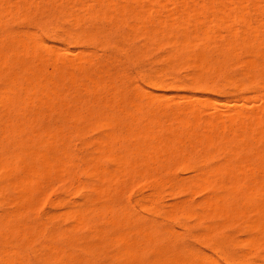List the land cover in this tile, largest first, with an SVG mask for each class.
<instances>
[{
  "label": "rangeland",
  "instance_id": "1",
  "mask_svg": "<svg viewBox=\"0 0 264 264\" xmlns=\"http://www.w3.org/2000/svg\"><path fill=\"white\" fill-rule=\"evenodd\" d=\"M97 1L0 0V260L12 259L13 264H172L176 259L185 264H208L209 259V264H264L263 218L259 224V217L264 214L259 215L255 208L264 205V10L260 11V7L264 9V0H240L243 4L238 1L239 6L237 0H158V3L157 0H151L152 3L150 0L138 3L137 0H107L110 9L103 4H107L106 0ZM208 3L212 10L205 7L206 11L203 8ZM182 4H187L188 10ZM192 6L194 13L197 9L200 23L194 20L195 14L192 17ZM143 9L153 11L151 14L148 11V16ZM136 10L139 14L142 11L141 18L145 17L142 22L147 20L144 24L139 22L140 17L137 19L140 15ZM240 13L244 19L250 18L247 20L250 22L242 21L248 24V30L245 23L232 19V14L238 17ZM188 19L190 24H184ZM180 23L188 27L185 30L182 27L184 32ZM232 25L230 34L234 32L235 37L228 34ZM252 27L258 34L254 37V33L250 34ZM203 31L211 38L216 36L205 43ZM244 31L251 36L250 41L246 38L248 34H243L249 40L247 43L248 40L241 39ZM256 35L259 41H254ZM184 39L188 46L192 45L189 49L193 48V53L187 50ZM225 41L235 47H229ZM180 43L186 48L180 47ZM195 52L203 57L200 66L203 60L197 57L195 60ZM44 68L47 72L51 70L49 76ZM197 68L203 69L199 72ZM38 73L44 74V83ZM192 113L197 123L193 122ZM236 113L244 114H239L242 122L237 121L243 129L236 124L240 117ZM229 115H235V123L229 122ZM251 116H256L258 125L248 121L252 120ZM184 118L190 120L191 123L186 122L190 129L185 123L186 127L180 125ZM210 123L216 127L211 125L210 129ZM161 145L166 146V151ZM153 147L159 152L154 153ZM41 151L58 159L63 154L67 160L63 156L64 160L48 157L57 159L55 164L63 160L67 165L57 164L63 167L61 172L56 167L57 173L49 166L52 170L48 169L47 174V166L42 162L45 172L39 167L40 177L37 176L35 183L28 177L31 170L28 175L25 170L28 171L29 165L31 169H39L36 167L40 160L34 166ZM129 154H133L130 159ZM152 156L154 162L148 159ZM93 167L99 170L97 176ZM113 172L116 175H111ZM20 179L33 181L25 184ZM24 194L32 199L27 202ZM209 203L217 209L219 203L222 208L213 209ZM205 204L209 208L206 205L205 209ZM214 210L220 211L219 215ZM259 226H262L260 231ZM55 250L61 257L57 258L58 253L54 255ZM4 261L0 264H6Z\"/></svg>",
  "mask_w": 264,
  "mask_h": 264
},
{
  "label": "bare ground",
  "instance_id": "2",
  "mask_svg": "<svg viewBox=\"0 0 264 264\" xmlns=\"http://www.w3.org/2000/svg\"><path fill=\"white\" fill-rule=\"evenodd\" d=\"M24 1H25V0H24ZM95 1H97V0H95ZM132 1H133V0H132ZM148 1H149V0H148ZM150 1H151V0H150ZM171 1H173V0H171ZM176 1H178V0H176ZM185 1H186V0H185ZM189 1H190V0H189ZM191 1H193V0H191ZM200 1H201V0H200ZM213 1H214V0H213ZM213 1H210V2H213ZM229 1H230V0H229ZM229 1H228V2H229ZM235 1H236V0H235ZM238 1L240 2V0H237V4H238ZM243 1H244V0H243ZM243 1H242V2H243ZM258 1H259V0H258ZM78 2H79V1H78ZM105 2H107V0H106ZM116 2H117V1H116ZM135 2H136V1H135ZM138 2H139V0H137V3H138ZM153 2H154V1H153ZM179 2H180V1H179ZM181 2H182V0H181ZM210 2H209V3H210ZM230 2H231V1H230ZM242 2H240V3H242ZM252 2H254V1H252ZM90 3H91V2H90ZM97 3H99V2L97 1ZM151 3H152V1H151ZM151 3H150V4H151ZM157 3H158V0H157ZM184 3H185V2H183V4H184ZM209 3H208V5H209ZM217 3H218V2H217ZM233 3H234V2H233ZM233 3H232V4H233ZM240 3L238 4V6L240 5ZM245 3H247V2L245 1ZM103 4H105L106 6L109 5L108 2H107V4H106V3H103ZM171 4H173V2H172ZM183 4H182V5H183ZM187 4H188V3H187ZM187 4H186V6H187ZM203 4H204V3H202V6H203ZM205 4H207V3H205ZM229 4H230V3H229ZM242 4H243V3H242ZM10 5H11V4H10ZM110 5H111V4H110ZM119 5H121V4H119ZM184 5H185V4H184ZM184 5H183V7L187 8V7L184 6ZM188 5H189V4H188ZM208 5L204 6L203 9H206L207 7H209V8L212 10V7H211L210 5H209V6H208ZM223 5H224V4H223ZM234 5H235V4H234ZM234 5H233V7H234ZM263 5H264V4H263ZM22 6H23V5H22ZM90 6H91V5H90ZM90 6H89V8H90ZM112 6H113V4H112ZM116 6H117V5H116ZM116 6H115V8H116ZM121 6H122V5H121ZM137 6H138V4H137ZM137 6H136V7H137ZM202 6H199L198 8H200V7H202ZM238 6L235 7V8H237L236 10H235V8H234V10H235L236 12H237V10H238ZM247 6H248V5H247ZM13 7H14V6H13ZM27 7H28V4H27ZM46 7H47V6H46ZM68 7H69V6H68ZM91 7H92V6H91ZM109 7H110V6H108V8H109ZM140 7H141V6H140ZM189 7H190V6H189ZM205 7H206V8H205ZM233 7H232V8H233ZM244 7H245V5H244ZM5 8H6V7H5ZM73 8H74V7H73ZM75 8H76V7H75ZM121 8H122V7H121ZM125 8H126V7H125ZM227 8H229V7H227ZM240 8H242V5H241ZM261 8H262V11H263V10H264L263 7H260V11H261ZM28 9H29V8H28ZM45 9H46V8H45ZM45 9H44V10H45ZM90 9H92V8H90ZM109 9H110V8H109ZM111 9H112V7H111ZM137 9H138V8H137ZM146 9H147V8H146ZM146 9H145L146 12H144V9H143L142 11H143L144 13L147 14V12H148L149 10H146ZM189 9H190V8H189ZM203 9H201V10H203ZM210 9H208V10H210ZM213 9H214V8H213ZM251 9H253V6H252ZM257 9H258V8H256L255 10H257ZM4 10H5V9H4ZM98 10H99V9H98ZM105 10H106V8H105ZM117 10H118V9H117ZM119 10H120V9H119ZM133 10H134V9H133ZM184 10H185V9H184ZM186 10H188V8H187ZM186 10H185V12H187ZM193 10H195V9H194V7L192 6V9H191L190 11H192L193 15H192V13H191L190 11H189V15H190V18H192V17H194V14H195L196 17H194V18H195L194 20L196 21V20H198V19H197V16H198V15H197V9H196L195 13L193 12ZM201 10H200V11H201ZM214 10H215V9H214ZM226 10H227V9H226ZM242 10L245 12L244 8H242ZM248 10H249V9H248ZM15 11H16V10H15ZM99 11H100V10H99ZM114 11H115V10H114ZM140 11H141V10H140ZM142 11L140 12L141 14H142ZM152 11H153V10L149 11V13L151 14ZM182 11H183V10H182ZM182 11H180V12H182ZM198 11H199V10H198ZM200 11H199L198 13H201V14H202V12H200ZM204 11H205V10H204ZM206 11H207V9H206ZM218 11H219V10H218ZM252 11H253V10H252ZM258 11H259V10H258ZM258 11H256V12L258 13ZM29 12H30V11H29ZM116 12H117V11H116ZM124 12H126V11L124 10ZM135 12H137L138 15H140V16H138V18H137V19H139V17H140L141 21L139 20V22L142 23V24H144L147 20L145 21V19H144V20H143L144 23H143V22H142V19H143L144 16L141 18V14H139L138 10H136ZM180 12H179V13H180ZM185 12H184V13H185ZM215 12H216V11H215ZM256 12H254V13L256 14ZM263 12H264V11H263ZM94 13H95V11H94ZM105 13H106V12H105ZM108 13H109V12H108ZM137 13H136V14H137ZM149 13L147 14L148 16L150 15ZM155 13H156V12H155ZM187 13H188V12H187ZM219 13H220V11H219ZM238 13H239V11H238ZM250 13H251V12H249V15H250ZM3 14H4V13H3ZM91 14H92V13H91ZM109 14H110V13H109ZM118 14H121L120 11H119ZM125 14H126V13H125ZM136 14H134V16H135ZM146 14H145V15H146ZM226 14H227V13H226ZM229 14H230V13H228V14L225 15V16H228ZM245 14H247V13H245ZM79 15H80V14H79ZM113 15H114V14H113ZM147 15H146V16H147ZM183 15H184V14H183ZM185 15L187 16V14H185ZM189 15H188V16H189ZM191 15H192V17H191ZM199 15H200V14H199ZM247 15H248V14H247ZM258 15H260V14H258ZM86 16H87V15H86ZM98 16H99V14H98ZM104 16H105V14H104ZM121 16H122V15H121ZM148 16H147V17H148ZM175 16H176V15H175ZM232 16H233L232 19L234 18V20H235V18H236V21H237V19H239V20L241 21V23H243L242 21L250 20V18H249V19H244V18H243V15H242L241 13H240V16H238V17H236V15L234 16L233 14H232ZM71 17L73 18V16H71ZM135 17H136V16H135ZM219 17H220V16H218V18H219ZM222 17H224V16H222ZM229 17H230V15H229ZM245 17H246V16H245ZM75 18H77V17H75ZM82 18H83V17H82ZM99 18H101V16H100ZM104 18H105V17H104ZM121 18H123V17H121ZM144 18H145V17H144ZM148 18H149V17H148ZM184 18H185V17H184ZM187 18H188V17H187ZM220 18H221V17H220ZM247 18H248V17H247ZM253 18H254V17H253ZM69 19H70V18H69ZM131 19H132V18H131ZM135 19H136V18H135ZM137 19H136V21H137ZM153 19H154V18H153ZM157 19L159 20V18H157ZM160 19H161V18H160ZM164 19H165V18H164ZM177 19H178V18H177ZM221 19H222V18H221ZM251 19H252V17H251ZM46 20H47V19H46ZM74 20H75V19H74ZM76 20H77V19H76ZM83 20H84V19H83ZM179 20H180V19H178V21H179ZM185 20H186V19H185ZM192 20H193V19H192ZM199 20H200V19H199ZM199 20H198V22H199ZM213 20H214V19H213ZM213 20H212V21H213ZM216 20H217V19H216ZM218 20H220V19H218ZM105 21H106V20H105ZM159 21H160V20H159ZM166 21H167V20H166ZM182 21L185 22L183 19H182ZM190 21H191V20L188 19V20H187V23H184V24H188V22H189V24H190ZM203 21H204V20H203ZM221 21H222V20H221ZM223 21H224V20H223ZM223 21H222V22H223ZM74 22H75V21H74ZM76 22H77V21H76ZM154 22H155V21H154ZM163 22H164V21H163ZM180 22H181V20H180ZM234 22H235V21H234ZM237 22H239V21H237ZM237 22H236V23H237ZM247 22H250V21H247ZM71 23H72V22H71ZM78 23H79V21H78ZM156 23H158V22H156ZM193 23H196V22H193ZM199 23H200V22H199ZM232 23H233V22H232ZM236 23H233V24H236ZM244 23H245V22H244ZM244 23H243V24H244ZM258 23H259V22H258ZM196 24H197V23H196ZM202 24H203V23H202ZM202 24H200V25L203 26ZM208 24H209V23H208ZM211 24H212V23H211ZM223 24H224V23H223ZM229 24H230V22H229V23L227 22V25H229ZM245 24H246V23H245ZM259 24H260V27H262V26H261V23H259ZM140 25H141V24H140ZM145 25H146V24H145ZM193 25H194V24H192V26H193ZM200 25H199V26H200ZM224 25L226 26V24H224ZM129 26H130V25H129ZM180 26H181V29H182V30H183V28H184V30H185L186 28H188V27H186L187 25L185 26V25H183V23H182V25H181V23H180ZM190 26H191V25H190ZM190 26H189V27H190ZM247 26H248V24L245 25V28H247ZM250 26H252V25H250ZM263 26H264V25H263ZM158 27H159V25H158ZM167 27H168V26H167ZM182 27H183V28H182ZM197 27H198V25H197ZM203 27H204V26H203ZM203 27H202V28H203ZM219 27H220V26H219ZM231 27H232V28H228V31H229L228 34H229V35H231V34L233 35V34H234V32H231V34H230L231 29H234V25H232ZM258 27H259V25H257V29H258ZM164 28H165V27H164ZM209 28H210V27H209ZM209 28H208V29H209ZM254 28H255V26H254ZM81 29H82V28H81ZM196 29H197V28H196ZM196 29H195V30H196ZM200 29H201V28H200ZM252 29H253V27H252ZM255 29H256V28H255ZM132 30H133V29H132ZM138 30H139V29H138ZM155 30H156V29H155ZM161 30H162V27H161ZM164 30H165V29H164ZM167 30H168V29H167ZM184 30H183V32H184ZM197 30H198V29H197ZM206 30H207V29H206ZM212 30H213V28H212ZM243 30H245V29H243ZM243 30H242V32H243ZM246 30H248V28H247ZM165 31H166V30H165ZM250 31H251V30H249V32H250ZM254 31H255V30L253 29V32L251 31V33H250V34H253V33H254V34L252 35V37H254L255 33L257 32V30H256L255 32H254ZM132 32H133V31H132ZM198 32H199V30H198ZM212 32H214V30H213ZM249 32L246 31V33H245V31H244V33H242V37L240 36L241 34L239 35V36L241 37V39H243L244 42H245V40H248V39L250 40L251 36L248 34ZM199 33L201 34V32H199ZM203 33L206 34L204 31H203ZM203 33H202V35H203ZM217 33H218V32H217ZM236 33H237V32H236ZM69 34H70V33H69ZM160 34H161V33H160ZM173 34H174V33H173ZM194 34H196V33H194ZM212 34H214V33H212ZM220 34H221V33H220ZM243 34H244L245 36L248 34L246 38H248V37H250V38L245 39V38H244L245 36H244ZM256 34H257V33H256ZM157 35H158V34H157ZM176 35H177V34H176ZM221 35H222V34H221ZM221 35H220V37L217 36L216 38H217V39H218V37L221 38ZM257 35H258V34H257ZM257 35L255 36L254 41H255L256 39L259 38V37H257ZM130 36H131V35H130ZM145 36H146V35H145ZM150 36H151V35H150ZM158 36H159V35H158ZM162 36L164 37L165 35H162ZM174 36H175V34H174ZM214 36H216V34L213 35L212 38H214ZM233 36H234V35H233ZM243 36H244V37H243ZM71 37H72V36H71ZM71 37H70V38H71ZM122 37H123V36H122ZM171 37H172V36H171ZM185 37H186V36H185ZM185 37H184V38H185ZM196 37H197V35H196ZM202 37H204V35H203ZM205 37H206V38H204V42L206 43V41L210 40L211 35H208V36H207V34H206ZM234 37H235V36H234ZM234 37H233V38H234ZM37 38H38V37H37ZM70 38H69V39H70ZM124 38H125V36H124ZM193 38H195V37L193 36ZM212 38H211V39H212ZM1 39H2V38H1ZM85 39H86V38H85ZM156 39H157V38H156ZM163 39H164V38H163ZM182 39H183V38H182ZM185 39H186V38H185ZM185 39H184V41L186 42V46H188V45H187V41H186ZM191 39H192V38H191ZM202 39H203V38H202ZM202 39H201V41H202ZM205 39H206V40H205ZM207 39H208V40H207ZM234 39H236V38H234ZM252 39H253V38H252ZM30 40H31V39H30ZM62 40H63V39H62ZM123 40H124V39H123ZM178 40H179V39H178ZM212 40H213V39H212ZM226 40H227V39H226ZM249 40L246 41L245 43L249 42ZM124 41H125V40H124ZM166 41H168V39H167ZM180 41H181V40H180ZM194 41H195V40H194ZM194 41H193V42H194ZM228 41H229V40H228ZM233 41H234V40H233ZM236 41H237V39H236ZM238 41H239V40H238ZM238 41H237V42H238ZM243 41H242V42H243ZM250 41H251V40H250ZM252 41H253V40H252ZM256 41H259V40H256ZM121 42H122V41H121ZM168 42H169V41H168ZM168 42H167V44H168ZM185 42H184V43H185ZM204 42H203V43H204ZM210 42H211V41H210ZM171 43H173V42H171ZM178 43H179V42H178ZM189 43H190V40H189L188 44H189ZM197 43H198V41H197ZM201 43H202V42H201ZM225 43H226V41H225ZM225 43H224V44H225ZM228 43H229V42H227L226 44L229 46ZM240 43H241V41L238 42V44H240ZM7 44H8V43H7ZM39 44H40V42H39ZM41 44H42V43H41ZM199 44H200V43H199ZM211 44H213V46H214L215 43H213V41H212ZM251 44H252V43H251ZM178 45H179V44H178ZM180 45H181V43H180ZM200 45H201V44H200ZM207 45H208V44H207ZM21 46H22V45H21ZM21 46H20V47H21ZM189 46H192V45L189 44ZM189 46L187 47V48H188L187 50H190V49H191V48L189 49ZM201 46H202V45H201ZM204 46H205V45H204ZM204 46H202V47L205 48ZM218 46H219V45H218ZM224 46H225V45H224ZM231 46H232V47H235V46H233V45H230L229 47H231ZM239 46H240V45H239ZM257 46H259V45H257ZM22 47H23V46H22ZM180 47H182L183 49L186 48V47H185V44H184V47H183V45H181ZM193 47H194V46H193ZM211 47H212V46H211ZM226 47H227V46H226ZM229 47H227V48H229ZM241 47H242V46H241ZM254 47H256V45H254ZM182 48L179 49V51L182 50ZM197 48H198V47H197ZM199 48H200V47H199ZM221 48H222V47H221ZM214 49H215V48H214ZM229 49H232V48H229ZM192 50H194V49H193V48L191 49V53H193ZM199 50H200V49H199ZM224 50H225V48H224ZM234 50H235V49H234ZM183 51H184V50H183ZM211 51H212V50H211ZM215 51H216V50H215ZM230 51H231V50H230ZM246 51H247V49L245 50V52H246ZM250 51H251V50H250ZM250 51H249V54H250ZM1 52H2V51H1ZM197 52H198V51H197ZM199 52H200V51H199ZM199 52H198V53H199ZM203 52H204V51H203ZM239 52H240V51H239ZM12 53H13V52H12ZM188 53H190V52L188 51ZM215 53H216V52H215ZM221 53H222V52H221ZM232 53H236V52L234 51V52H232ZM254 53H255V52H254ZM258 53H259V52H258ZM33 54H34V53H33ZM195 54H196V56L194 55V59H195V60H196V57H197V60H199V59H200V60H203V59H202L203 57H204V59H205V55H203V53H202V54H201V52L199 53L200 55H203V57H201V58L198 56L199 54H197L196 52H195ZM226 54H227V53H226ZM249 54H248V55H249ZM10 55H11V54H10ZM27 55H28V54H27ZM210 55H211V54H210ZM215 55H216V54H215ZM232 55H233V54H232ZM236 55H237V53H236ZM246 55H247V54H246ZM255 55H258V54H255ZM186 56H187V55H186ZM190 56H193V55L191 54ZM190 56H187V58L189 57V59H190V58H191ZM258 56H259V55H258ZM233 57H235V55H234ZM259 57H260V56H259ZM43 58H44V57H43ZM222 58H223V57H222ZM236 58H237V57H236ZM78 59H79V58H78ZM194 59L192 58V60H194ZM261 59H262V58H261ZM205 60H206V59H205ZM209 61H210V59H209ZM215 61H216V59H215ZM223 61H225V60H223ZM253 61H254V60H253ZM200 62H201V64H199V66L202 65V63L204 62V60H203V61H200ZM200 62H199V63H200ZM207 62H208V61H207ZM213 62H214V61H213ZM216 62H217V61H216ZM230 62H231V61H230ZM235 62H236V61H235ZM249 62H251V61H249ZM42 63H43V62H42ZM194 63H195V62H194ZM196 63H197V62H196ZM251 63H253V62H251ZM205 64H206V63H205ZM194 65H195V67H197L196 64H194ZM217 65H219V64L217 63ZM235 65H236V64H235ZM247 65H248V64H247ZM249 65H250V64H249ZM1 66H2V64H1ZM207 66H208V64H207ZM236 66H237V65H236ZM192 67H193V66H192ZM201 67H202V66H201ZM203 67H204V66H203ZM208 67H209V66H208ZM216 67H217V66H216ZM249 67H250V66H249ZM36 68H37V67H36ZM199 68H200V67H199ZM250 68H251V67H250ZM45 69H46V68H44V70H45ZM51 69H52V68H51ZM202 69H203V68H202ZM202 69H200V70H202ZM205 69H206L205 71H209V70H207V68H205ZM48 70H49V72H47V71L45 70V72L47 73V75H48V74L50 73V71H51L50 69H48ZM197 70L200 72V70H199L198 68H197ZM249 70H250V69H249ZM37 71H39V70H37ZM25 72H26V71H25ZM41 72H42V71H41ZM45 72H44V73H45ZM205 73H208V72H205ZM38 74H39V73H38ZM38 74H37V75H38ZM40 74H41V73H40ZM40 74H39L38 76H40ZM69 74H70V73H69ZM196 74H197V73H196ZM202 74H203V73H202ZM202 74H200V75H202ZM9 75H10V74H9ZM43 75H44V74H43ZM43 75H42V76H43ZM57 75H58V74H57ZM13 76H14V75H13ZM42 76H40V77H42ZM48 76H49V75H48ZM71 76H72V75H71ZM205 76H206V75H204V77H205ZM245 76H246V75H245ZM11 77H12V76H11ZM40 77H37V76H36V78H35V77H34V78L37 80V78L40 79ZM195 77H198V75H196ZM199 78H200V77H199ZM199 78H198V79H199ZM201 78H202V77H201ZM43 79H44V77H42V82H43ZM192 79H195V78L193 77ZM9 80H10V78H9ZM23 80H25V79H23ZM45 80H46V78H45ZM223 80H224V79H223ZM252 80H253V79H252ZM11 81H12V80H11ZM37 81H38V80H37ZM37 81H36V83H37ZM154 81H155V80H154ZM249 81H250V79H249ZM27 82H28V81H27ZM38 82H41V79H40ZM150 82H151V81H150ZM195 82L198 83V81H195ZM227 82H228V81H227ZM28 83H30V81H29ZM28 83H27V84H28ZM31 83H32V82H31ZM43 83H44V82H43ZM232 83H233V82H232ZM232 83H228V84H232ZM15 85H16V84H15ZM15 85H14V86H15ZM32 85H33V83H32ZM37 85L39 86L40 84L37 83ZM41 85H42V84H41ZM222 85H223V84H222ZM22 86H23V85H22ZM24 86H25V85H24ZM27 86H28V85H27ZM34 86H35V84H34ZM43 86H44V85H43ZM134 86H135V83H134ZM32 87H33V86H32ZM234 87H235V86H233V88H234ZM246 88H247V87H246ZM9 89H10V88H9ZM9 89H8V90H9ZM14 89H15V88H14ZM34 89H35V88H34ZM216 89H217V88H216ZM219 89H220V88H219ZM234 89H236V88H234ZM21 90H22V89H21ZM143 90H144V89H143ZM218 91H219V90H218ZM234 91H235V90H234ZM22 92H24V91H22ZM48 92H49V91H48ZM3 93H4V92H3ZM5 93H9V92L6 91ZM131 93H132V92H131ZM21 94H22V93H21ZM44 95H47V94H44ZM4 97H6V96H4ZM47 97H48V96H47ZM2 98H3V97H2ZM59 98H60V97H59ZM94 98H96V97H94ZM28 99H29V98H28ZM2 100H3V99H2ZM0 101H1V99H0ZM8 101H9V100H8ZM26 101H27V100H26ZM2 102H3V101H2ZM0 103H1V102H0ZM7 103H8V102H7ZM43 103H44V102H43ZM151 103H152V102H151ZM5 104H6V103H5ZM8 104H9V103H8ZM65 105H66V104H65ZM76 105H77V104H76ZM185 105H186V104H185ZM145 106H146V105H145ZM26 107H27V106H26ZM154 107H155V106H154ZM190 107H191V109H193L192 106H190ZM190 107H189V109L187 108V109L189 110V112L191 111ZM38 108H39V107H38ZM181 108H182V107H181ZM185 108H186V107H185ZM137 109H139V108H137ZM194 109H195V108H194ZM194 109H193V110H194ZM170 110H171V109H170ZM179 110H180V109H179ZM188 110H187V111H188ZM193 110H192V112H193ZM194 111H195V110H194ZM263 111H264V110H263ZM263 111H261V112H263ZM13 112H14V111H13ZM146 112H147V111H146ZM171 112H172V111H171ZM179 112H180V111H179ZM255 112H256V111H255ZM16 113H17V112H16ZM150 113H151V112H150ZM180 113H181V112H180ZM182 113H183V111H182ZM190 113H191V112H190ZM163 114H164V113H163ZM177 114H178V113H177ZM194 114H195V113L190 114V115H192V117H193V118H192V117L190 116V117L192 118V120H194V118H195V117H194V116H195ZM236 114H237V113H236ZM236 114H235V115H236ZM239 114H241V113H238L237 116H240ZM257 114H258V113H257ZM263 114H264V112H263ZM17 115H18V114H17ZM45 115H46V114H45ZM173 115H175V113H174ZM173 115H172V116H173ZM185 115H186V114H185ZM193 115H194V116H193ZM235 115H233V116L229 115V117H228L229 120H231V121H229V122H231V124H232V122L234 121L233 119H236V118H233ZM243 115H244V114H243ZM243 115L241 114V116H243ZM176 116H177V115H176ZM237 116H236V117H237ZM241 116L236 120V122H237L238 120L240 121V119H242ZM262 116H263V115H262ZM183 117H184V115H183ZM251 117H252V120H248V121H253V122H254V121L256 120V119L254 120V118H256V116H255V117L251 116ZM173 118H174V116H173ZM231 118H232V119H231ZM243 118H244V117H243ZM259 118H262V117H261V114H259ZM171 119H172V117H171ZM250 119H251V118H250ZM106 120H107V119H106ZM174 120H175V118H174ZM183 120H184V121L180 120V122H182L183 124L179 122L180 125H182V126H184L185 124L187 125V123L190 122V120L188 121V119H187L188 122L185 121V118H184ZM242 120H243V119H242ZM242 120H241L240 122H242ZM259 120H260V119H259ZM7 121H8V119H7ZM146 121H147V120H146ZM155 121H157V120H155ZM196 121H197V120H196ZM196 121L194 120L193 122H196ZM215 121H218V119L215 120ZM215 121H214V122H211V123H216ZM245 121H246V120H245ZM256 121H258V119H257ZM256 121H255V123H256ZM164 122H165V121H164ZM169 122H170V121H169ZM175 122H177V121H175ZM186 122H187V123H186ZM240 122H239V123H240ZM243 122H244V121H243ZM253 122H250V123L253 124ZM166 123H167V122H166ZM184 123H185V124H184ZM190 123H191V122H190ZM196 123H197V122H196ZM207 123H209V122H207ZM211 123H210V125H209V126H210V129H212V128H211V125H212ZM233 123H235V122H233ZM244 123H245V122H244ZM258 123H259V122H257L255 125H258ZM6 124H7V123H6ZM143 124H144V123H143ZM193 124H195V123H193ZM193 124H192V126H194ZM236 124H238V122H237ZM236 124H234V125H236ZM240 124H242V123H240ZM240 124H238V125L241 126V129H243V125H240ZM245 124H247V123H245ZM118 125H119V124H118ZM118 125H117V126H118ZM186 125H185L184 127H186ZM261 125H262V124H261ZM113 126H114V125H113ZM187 126H189V124H188ZM195 126H196V124H195ZM212 126H213V127H214V126L216 127V124H213ZM244 126H245V125H244ZM17 127H18V126H17ZM156 127H157V126H156ZM163 127H164V126H163ZM167 127H168V126H167ZM246 127H247V125H246ZM250 127H251V126H250ZM250 127H249V128H250ZM18 128H19V127H18ZM145 128H146V127H145ZM182 128H183V127H182ZM206 128H209V127H206ZM218 128H220V126H219ZM223 128H224V127H223ZM223 128H221V129H223ZM234 128H235V127H234ZM263 128H264V127H263ZM157 129H158V128H157ZM169 129H170V127H169ZM184 129H185V128H184ZM189 129H190V126H189ZM189 129H188V130H189ZM221 129H220V130H221ZM224 129H225V128H224ZM239 129H240V127H239ZM241 129H240V131H242ZM166 130H167V129H166ZM192 130H193V129H192ZM204 130H205V129H204ZM207 130H208V129H207ZM207 130H206V131H207ZM133 131H134V130H133ZM150 131H151V130H150ZM167 131H169V130H167ZM256 131H258V130L256 129ZM8 132H9V131H8ZM182 132H183V131H182ZM188 132H189V131H188ZM188 132H187V133H188ZM244 132H245V128H244ZM248 132H249V131H248ZM250 132H251V131H250ZM254 132H255V131H254ZM259 132H260V131H259ZM180 133H181V132H180ZM238 133H239V132H238ZM171 134L173 135V134H175V133L173 132V133H171ZM176 134H177V133H176ZM183 134H184V133H183ZM183 134H182V135H183ZM192 134H193V132H192ZM195 134H196V133H195ZM206 134H207V133H206ZM257 134H258V133H257ZM259 134H260V133H259ZM109 135H110V134H109ZM184 135H185V134H184ZM203 135H204V134H203ZM212 135H213V134H212ZM230 135H231V134H230ZM235 135H236V134H235ZM245 135H247V132H246ZM255 135H256V134H255ZM262 135H263V134H262ZM37 136H38V133H37ZM117 136H118V135H117ZM173 136L177 137L176 135H173ZM180 136H181V135H180ZM187 136H188V134H187ZM190 136H191V135H190ZM208 136H209V135H208ZM139 137H140V136H139ZM148 137H149V136H147V139H149ZM152 137H154V136H152ZM166 137H167V136H166ZM166 137H165V138H166ZM175 137H174V139H175ZM222 137H223V136H222ZM35 138H36V135H35ZM113 138H114V137H113ZM163 138H164V137H163ZM181 138H182V137H181ZM184 138H185V137H184ZM184 138H183V139H184ZM199 138H200V137H199ZM207 138H208V137H207ZM236 138H239V137L236 136ZM256 138H257V137H256ZM142 139H143V138H142ZM179 139H180V138H179ZM183 139H180V140H183ZM194 139H195V138H194ZM197 139H198V138H196V140H197ZM210 139H211V138H210ZM218 139H219V138H218ZM239 139H240V138H239ZM245 139H246V138H245ZM253 139H254V138H253ZM10 140H11V139H10ZM49 140H50V139H49ZM153 140H154V139H153ZM155 140H156V138H155ZM170 140H171V139H170ZM170 140H169V141H170ZM180 140H179V142H180ZM196 140H195V141H196ZM198 140H199V139H198ZM206 140H208V139H206ZM230 140H231V139H230ZM261 140H262V139H261ZM39 141H40V140H39ZM125 141H126V140H125ZM189 141H191V140H189ZM208 141H209V140H208ZM220 141H221V140H220ZM235 141H236V139H235ZM238 141H239V140H238ZM238 141H237V142H238ZM255 141H256V140H255ZM36 142H37V141H36ZM47 142H48V140H47ZM49 142H50V141H49ZM49 142H48V143H49ZM100 142H102V141H100ZM113 142H114V141H113ZM177 142H178V140H177ZM198 142H199V141H198ZM242 142H243V141H242ZM41 143H42V142H41ZM102 143H103V142H102ZM123 143H124V142H123ZM167 143H168V142H167ZM181 143H182V141H181ZM183 143H184V142H183ZM213 143H214V141H213ZM248 143H249V142H248ZM262 143H263V142H262ZM21 144H22V143H21ZM99 144H100V143H99ZM162 144H163V143H162ZM179 144H180V143H179ZM189 144H190V143H189ZM193 144H194V143H193ZM198 144H199V143H198ZM180 145H181V144H180ZM190 145H191V144H190ZM206 145H207V144H206ZM208 145H210V144L208 143ZM48 146H49V145H48ZM144 146H145V145H144ZM161 146H163V145H161ZM168 146H169V145H168ZM171 146H172V145H171ZM218 146H219V145H218ZM246 146H247V145H246ZM254 146H255V145H254ZM258 146H259V145H258ZM261 146H262V145H261ZM151 147H152V145H151ZM165 147H166V146H165ZM165 147L163 146V149H164ZM212 147H213V146H212ZM47 148H48V147L46 146V149H47ZM115 148H116V147H115ZM121 148H122V147H121ZM154 148H155V147H153L154 153L159 152V151H157V150L154 149ZM161 148H162V147H161ZM213 148H214V147H213ZM236 148H237V147H236ZM37 149H38V148H37ZM128 149H129V148H128ZM151 149H152V148H151ZM174 149H175V147H174ZM220 149H221V148H220ZM44 150H45V149H44ZM155 150H156L157 152H156ZM178 150H179V149H178ZM63 151H64V150H63ZM130 151H132V149H131ZM130 151L128 150V152H130ZM162 151L164 152V150H162ZM165 151H166V148H165ZM169 151H171V150H169ZM198 151H199V150H198ZM209 151H210V150H209ZM37 152H38V151H37ZM39 152H40V151H39ZM100 152H101V151H100ZM124 152H125V151H124ZM149 152H150V151H149ZM163 152H162V154H164ZM177 152H178V151H177ZM181 152H182V151H181ZM217 152H218V151H217ZM225 152L227 153V151H225ZM11 153H12V152H11ZM11 153H10V154H11ZM13 153H14V151H13ZM21 153H22V152H21ZM48 153H49V152H48ZM95 153H96V152H95ZM126 153H127V152H126ZM130 153H131V152H130ZM133 153H136V152H133ZM151 153H152V155L154 156L153 151H151ZM168 153H169V152H168ZM168 153H167V154H168ZM173 153H174V152H173ZM184 153H185V152H184ZM232 153H233V152H232ZM33 154H34V153H33ZM35 154H36V152H35ZM103 154H104V153H103ZM124 154H125V153H124ZM144 154H145V153H144ZM177 154H178V153H177ZM3 155H4V154H3ZM15 155H17V156L19 157L18 154H14L13 156H15ZM37 155H38L39 157H38V156H35V157H38L39 159L35 160L37 163H36V165H35L34 167H36L37 164H38V162L41 161V162L38 164L39 166L36 167V168H39V167H40V168H43V169H42V172H45V169H46V170H47V172H46L47 174L49 173V170H50L49 168H51V167L54 168L53 170L51 169L52 171H54V170L56 169V167H59V166H61V165L64 166V164H65V161L63 162V160H64V158H65L66 156L64 157L63 154H62V156H63L64 158H63L61 155H58V156H59V159L57 158V156H51L52 154H51L50 156L47 155V152H45V154H44L43 151H41V153H37ZM46 155H47V156H46ZM56 155H57V154H56ZM100 155H101V154H100ZM132 155H133V154H132ZM132 155L129 154V159H130V156H132ZM146 155H147V153H146ZM148 155H151V154H148ZM155 155H157V154H155ZM200 155H201V154H200ZM29 156H30V155H29ZM48 156L51 157V158H52V157H54V158L56 157L58 160H60V159L63 158L62 161H59V163H60L61 165L56 166L57 164H59V163H56V164H55V162H58V160H57V159H55V160H51ZM60 156H61V157H60ZM102 156H103V155H101V157H102ZM112 156H113V155H112ZM112 156H111V157H112ZM115 156H117V154H116ZM143 156H144V155H143ZM153 156L151 157V159L148 158L151 162H154V161H155V160L152 161ZM168 156H169V155H168ZM168 156H167V157H168ZM171 156H172V155H171ZM173 156H175V155H173ZM136 157H137V156H136ZM144 157H145V156H144ZM155 157H158V156H155ZM202 157H203V156H202ZM257 157H258V156H257ZM13 158H14V157H13ZM20 158H21V156H20ZM20 158H19V159H20ZM48 158H49V160L52 161V163H51V161L49 162ZM113 158H114V156H113ZM113 158H111V159H113ZM123 158H124V157H123ZM131 158H132V157H131ZM172 158H173V157H172ZM198 158H199V157H198ZM2 159H3V158H2ZM4 159H5V158H4ZM19 159H18V161H19ZM65 159L67 160V158H65ZM90 159H92V158H90ZM98 159H99V158H98ZM107 159H108V160H111L110 158H107ZM132 159H133V158H132ZM154 159H155V158H154ZM157 159H158V158H157ZM165 159H166V158H165ZM185 159H186V158H185ZM224 159H225V158H224ZM244 159H245V158H244ZM0 160H1V157H0ZM14 160H15V159H14ZM39 160H40V161H39ZM92 160H93V159H92ZM94 160H95V159H94ZM104 160H106V158H104ZM124 160H125V159H124ZM143 160H144V158H143ZM183 160H184V159H183ZM183 160H182V161H183ZM54 161H55V162H54ZM68 161H69V159H68ZM111 161H112V160H111ZM131 161H132V160H131ZM159 161H160V159H159ZM186 161H187V160H186ZM198 161H199V160H198ZM200 161H201V160H200ZM200 161H199V163L203 162V161H201V162H200ZM3 162H4V161H3ZM9 162H10V161H9ZM9 162H8V163H9ZM42 162H43V164L45 165V167L47 166L45 169H44V165L41 164ZM53 162H54V164H53ZM70 162H72V161H70ZM109 162H110V161H109ZM124 162H125V161H124ZM128 162H129V165H130L131 162H130L129 160H128ZM134 162H135V161H134ZM226 162H227V161H226ZM0 163H1V161H0ZM10 163H11V162H10ZM62 163H63V164H62ZM95 163H96V161H95ZM141 163H142V162H141ZM176 163H177V162H176ZM32 164H33V163H32ZM32 164H31V165H32ZM127 164H128V163H127ZM132 164H133V163H132ZM144 164H145V163H144ZM157 164H158V163H157ZM177 164H178V163H177ZM181 164H182V163H181ZM195 164H196V163H195ZM0 165H1V164H0ZM22 165H23V164H22ZM66 165H67V163L65 164V166H66ZM71 165H72V164H71ZM99 165H100V164H99ZM147 165H148V164H147ZM239 165H240V164H239ZM3 166H4V165H3ZM3 166H2V167H3ZM19 166H20V165H19ZM41 166H42V167H41ZM49 166H51V167H49ZM134 166H135V165H134ZM141 166H142V165H141ZM150 166H151V165H150ZM201 166H202V164H201ZM25 167H26V166H25ZM29 167H31V166H30V165L28 166V171L25 170L24 167H23V169L26 171V174L29 172V170H31V172H32V170H34L33 166H32L33 169H31V168H29ZM68 167H71V166H68ZM72 167H74V166H72ZM96 167H97V166H96ZM96 167H95V168L93 167V168H94L93 170H95ZM99 167H100V166H99ZM136 167H137V166H136ZM157 167H158V166H157ZM163 167H164V166H163ZM227 167H228V166H227ZM258 167H259V166H258ZM9 168H10V167H9ZM40 168H39V169H40ZM143 168H144V166H143ZM154 168H155V167H154ZM211 168H212V167H211ZM255 168H256V167H255ZM20 169H21V167H20ZM39 169L34 170L32 173L30 172V173H29L30 175L27 174L28 177H31V179L34 180V182H35V179H37V178L40 177V176L38 175V173L41 171V169H40V170H39ZM48 169H49V170H48ZM59 169H60V172H61V170L63 169V167H59ZM59 169H56L55 172H56V171L59 172ZM91 169H92V168H91ZM117 169H121V168H117ZM130 169H133V171H135V172L137 171V170H135V168H130V167H129V170H130ZM146 169H149V168L146 167ZM150 169H151V167H150ZM209 169H210V168H209ZM230 169H231V168H230ZM246 169H247V168H246ZM43 170H44V171H43ZM51 170H50V171H51ZM67 170H68V169L63 170V171L65 172V171H67ZM100 170H101V168H100ZM115 170H116V169H115ZM125 170H126V169H125ZM143 170H144V169H143ZM250 170H251V169H250ZM250 170H248L249 174H250ZM37 171H38V172H37ZM102 171H103V170H102ZM117 171H118V170H117ZM133 171H131V172H133ZM138 171H139V170H138ZM170 171H171V170H170ZM202 171H203V170H202ZM215 171H216V170H215ZM239 171H240V170H239ZM239 171H238V172H239ZM1 172H2V171H1ZM5 172H7V171H5ZM8 172L10 173V171H8ZM20 172H21V171H20ZM42 172H41V174H42ZM55 172H54V173H55ZM57 172H56V173H57ZM80 172H81V171H80ZM92 172H94V171H91V174H94V173H95L96 176H97V174H99V170H98V172H97V169L95 170L94 173H92ZM100 172H101V171H100ZM118 172H119V171H118ZM118 172H117V174H118ZM126 172H129V171H126ZM135 172H133V173H135ZM139 172H140V171H139ZM223 172H224V171H223ZM54 173H53V174H54ZM56 173H55V174H56ZM122 173H123V172H122ZM133 173H132V175H133ZM147 173H148V172H147ZM214 173H215V172H214ZM224 173L226 174V171H225ZM231 173H232V172H231ZM239 173H240V172H239ZM4 174H5V173H3V175H4ZM26 174H25V177H26ZM114 174L116 175L115 172H113V174H111V175H114ZM216 174H217V173H216ZM220 174H221V173H220ZM3 175H2V176H3ZM15 175H16V174H15ZM23 175H24V174H23ZM44 175H46V174H44ZM44 175H43V176H44ZM100 175H101V174H100ZM105 175H106V174H105ZM119 175H120V174H119ZM127 175H128V174H127ZM147 175H148V174H147ZM209 175H210V174H209ZM214 175H215V174H214ZM235 175H236V174H235ZM2 176H1V177H2ZM4 176H5V175H4ZM6 176H7V175H6ZM6 176H5V179H6ZM37 176H39V177H37ZM46 176H47V175H46ZM92 176H93V175H92ZM107 176H108V175H107ZM117 176H118V175H117ZM117 176L115 177V179H117ZM125 176H126V175H125ZM210 176H211V175H210ZM231 176H232V175H231ZM247 176H248V175H247ZM28 177H26V178H28ZM98 177H99V175H98ZM112 177H113V176H112ZM41 178H44V177H41ZM45 178H46V177H45ZM99 178H100V177H99ZM140 178H141V177H140ZM215 178H216V177H215ZM234 178H235V177H234ZM1 179H3V178H1ZM29 179H30V178H29ZM29 179H28V181H29ZM97 179H98V178H97ZM103 179H105V178H103ZM103 179H101V180H103ZM112 179H113V178H112ZM235 179H236V178H235ZM235 179H234V180H235ZM33 180H31V182H30V181H29V182L32 183ZM43 180H44V179H43ZM98 180H100V179H98ZM165 180H166V179H165ZM194 180H195V179H194ZM199 180H201V179H199ZM205 180H206V179H205ZM236 180H237V179H236ZM22 181L24 182L25 179H24V180L20 179V182H21V183H22ZM28 181H27V182H28ZM117 181H118V179H117ZM27 182L25 181V184H26ZM166 182H167V181H166ZM251 182H252V181H251ZM35 183H36V182H35ZM35 183H34V184H35ZM37 183H38V182H37ZM44 183H45V181H44ZM231 183H233V182L231 181ZM7 184H8V183H7ZM11 184H12V183H11ZM11 184L8 185V186H12ZM18 184H20V183H19V180H18ZM113 184H114V183H113ZM215 184H216V183H215ZM234 184H236V183H234ZM23 185H24V183H23ZM23 185H21V186L23 187ZM30 185H31V184H30ZM37 185H38V184H37ZM160 185H161V184H160ZM218 185H219V184H218ZM256 185H257V184H256ZM4 186H5V185H4ZM35 186H36V184H35ZM41 186H42V185H41ZM117 186H119V184H118ZM171 186H172V185H171ZM171 186H170V187H171ZM220 186H221V185H220ZM244 186H245V185H244ZM1 187H2V186H1ZM15 187H16V186H15ZM15 187L13 186V188H15ZM24 187H25V186H24ZM24 187H23V188H24ZM29 187H30V186H29ZM29 187H28V189H29ZM226 187H227V186H226ZM233 187H234V186H233ZM239 187H240V186H239ZM19 188H21V187H19ZM19 188H18V189H19ZM25 188H26V187H25ZM30 188H34V186H32V187H30ZM158 188H159V187H158ZM220 188H221V187H220ZM228 188H229V187H228ZM251 188H252V187H251ZM251 188H250V189H251ZM9 189H10V188H9ZM16 189H17V188H16ZM38 189H39V186H38ZM92 189H93V188H92ZM252 189H253V188H252ZM256 189H257V188H256ZM261 189H262V188H261ZM13 190H14V189H13ZM34 190H35V189H34ZM88 190H89V189H88ZM220 190H221V189H220ZM228 190H229V189H228ZM234 190H235V189H234ZM238 190H239V189H238ZM240 190H241V189H240ZM243 190H244V189H243ZM247 190H248V189H247ZM23 191H24V190H23ZM23 191L21 190V192H23ZM30 191H32V190H29V192H30ZM35 191H36V190H35ZM37 191H38V190H37ZM236 191H237V190H236ZM259 191H260V190H259ZM259 191H258V192H259ZM25 192H26V189H25ZM29 192L27 191L28 195H29ZM33 192H34V191H33ZM45 192H46V191H45ZM116 192H118V191H116ZM116 192H115V193H116ZM230 192H231V191H230ZM238 192H239V191H238ZM246 192H248V191H246ZM16 193H18V192H16ZM38 193H39V192H38ZM38 193H37V194H38ZM94 193H95V192H94ZM226 193H227V192H226ZM263 193H264V192H263ZM18 194H19V193H18ZM37 194H35V195H37ZM39 194H40V193H39ZM39 194H38V196H39ZM42 194H43V193H42ZM248 194H251V193L249 192ZM258 194H260V193H258ZM24 195H25V194H24ZM24 195H22V196H24ZM238 195H239V194H238ZM29 196L31 197V195H29ZM40 196H41V195H40ZM105 196H106V195H105ZM214 196H215V195H214ZM227 196H228V195H227ZM232 196H233V195H232ZM236 196H237V195H236ZM259 196H260V195H259ZM25 197H26V198H23V197H22V198L25 199V200L28 199L27 202H29V200L32 199V198H30V197H27V194L25 195ZM219 197H220V196H219ZM219 197H218V198H219ZM241 197H242V196H241ZM250 197H251V196H250ZM253 197H255V196H253ZM253 197H252V198H253ZM257 197H258V196H257ZM20 198H21V195H20ZM37 198H38V197H37ZM218 198H217V199H218ZM238 198H239V197H238ZM255 198H256V197H255ZM258 198H259V197H258ZM17 199H18V198H17ZM34 199H35V198H34ZM38 199H39V198H38ZM38 199H36V200H38ZM108 199H109V198H108ZM214 199H215V198H214ZM246 199H247V198H246ZM20 200H21V199H20ZM20 200H19V201H20ZM25 200H24V201H25ZM218 200H219V199H218ZM248 200H249V199H248ZM38 201H39V200H38ZM21 202H22V201H21ZM30 202H31V201H30ZM34 202H35V201H34ZM216 202H217V201H216ZM216 202H215V203H216ZM23 203H24V202H23ZM211 203H212V202H211ZM211 203H209V205H212L214 202H213L212 204H211ZM233 203H234V202H233ZM242 203H243V202H242ZM218 204H219V203H218ZM218 204H216L217 207L220 206V207H218V209H219V208H222L221 205H218ZM206 205H207V204H205V206H204L205 209H206ZM243 205H244V204H243ZM257 205H258V204H257ZM262 205H263V204H262ZM30 206H31V204H30ZM32 206H33V204H32ZM207 206H208V205H207ZM212 206H213V209H214V208L217 209L216 206H215V207H214V205H212ZM222 206H223V205H222ZM245 206H246V205H245ZM263 206H264V205H263ZM263 206H262V207H263ZM227 207H228V206H227ZM260 207H261V206H260ZM260 207H259V205H258V206L255 207V208L259 210ZM262 207H261V210H259V211L257 210L258 214L261 213V214H259V215L264 214V212H263L264 210L262 211V209H264V208H262ZM29 208H30V207H29ZM207 208H209V206H208ZM210 208H211V207H210ZM105 209H106V208H105ZM218 209H217V210H218ZM229 209H230V208H229ZM233 209H234V208H233ZM91 210H92V209H91ZM207 210H209V209H207ZM210 210H211V209H210ZM210 210H209V212H210ZM217 210H216V211L214 210L215 213L218 212ZM230 210H232V209H230ZM96 211H97V210H96ZM234 211H235V210H234ZM21 212H22V211H21ZM74 212H75V211H74ZM90 212H91V211H90ZM108 212H109V211H108ZM114 212H115V211H114ZM211 212H212V211H211ZM222 212H225V211H222ZM231 212H232V211H231ZM241 212H242V214H243V216H244V214H245V213H243L244 211H241ZM241 212H239V214H241ZM250 212H253V210H250ZM123 213H124V212H123ZM219 213H220V211L218 212V214H217V213H216V214L219 215ZM235 213H238V212H235ZM89 214H91V213H89ZM164 214H165V213H164ZM205 214H207V212H206ZM216 214H214V215H216ZM222 214H223V213H222ZM229 214H230V213H229ZM249 214H250V213H249ZM208 215H209V214H208ZM212 215H213V214H212ZM220 215H221V214H220ZM251 215H252V213H251ZM253 215H254V214H253ZM259 215H258V216H259ZM78 216H79V215H78ZM164 216H165V215H164ZM222 216H223V215H222ZM232 216L235 217L236 215H235L234 213H232ZM240 216H241V215H240ZM168 217H169V216H168ZM228 217H230V215L227 216L226 218H228ZM237 217H238V215L236 216V218H237ZM256 217H257V216H256ZM260 217H261V216H260ZM260 217H259V219H261V220H259V221H260L259 224H260L261 222H263V221H262V218L264 219V215H263L261 218H260ZM84 218H85V217H84ZM218 218H219V217H218ZM224 218H225V217H224ZM253 218H254V217H253ZM184 219H185V218H184ZM231 219H232V218H231ZM242 219H243V218H242ZM255 219H256V218H255ZM228 221H229V220H228ZM251 221H252V220H251ZM253 221H254V220H253ZM253 221H252L251 223H253ZM255 221H256V220H255ZM75 222H76V218H75ZM75 222H74V223H75ZM79 222H80V221H79ZM103 222H104V221H103ZM108 222H109V221H108ZM229 222H230V221H229ZM256 223H257V225H258V222H256ZM76 224H77V223H76ZM232 224H233V220H232ZM249 224H250V223H249ZM79 225H80V223H79ZM114 225H115V224H114ZM119 225H120V224H119ZM216 225H217V224H216ZM222 225H223V224H222ZM253 225H254V226H257V225H255V223H254ZM261 225H262V224H261ZM82 226H83V225H82ZM179 226H180V225H179ZM208 226H209V225H208ZM225 226H226V224H225ZM231 226H232V225H231ZM250 226H251V225H250ZM263 226H264V222H263ZM80 227H81V226H80ZM80 227H78V228H80ZM210 227H212V226H210ZM260 227L262 228V226H259V227H258V230H259V231L261 230ZM220 228H221V227H220ZM254 228H255V227H254ZM115 229H116V227H115ZM205 229H206V228H205ZM75 230H76V229H75ZM249 230H250V229H249ZM252 230H253V227H252ZM254 230H255V229H254ZM262 230H263V229H262ZM8 231H9V230H8ZM29 231H30V230H29ZM259 231H258V234L260 233ZM16 232H17V231H16ZM120 232H121V231H120ZM263 232H264V231H263ZM263 232H262V233H263ZM17 233H18V232H17ZM144 233H145V232H144ZM11 234H12V233H11ZM119 234H121V233H119ZM119 234H118V235H119ZM145 234H146V233H145ZM147 234H148V233H147ZM92 236H93V235H92ZM104 236H105V235H104ZM261 236H262V235H261ZM17 237H19L18 234H17ZM138 238H139V237H138ZM258 238H259V237H258ZM1 239H2V238H1ZM18 239H19V238H18ZM79 239H80V238H79ZM135 239H136V238H135ZM253 239H255V238H253ZM113 240H114V239H113ZM116 240H117V239H116ZM118 240H119V238H118ZM120 240H121V239H120ZM122 240H123V239H122ZM144 240H145V238H144ZM227 240H228V239H227ZM256 240H257V239H256ZM259 240H260V238H259ZM259 240H258L257 243H261V242H259ZM3 241H4V240H3ZM25 241H26V238H25ZM126 241H127V240H126ZM247 241H248V240H247ZM120 242H121V241H120ZM252 242H254V241H252ZM126 243H127V242H126ZM263 243H264V242H263ZM1 244H2V243H1ZM22 244H23V243H22ZM221 244H222V243H221ZM250 244H251V243H250ZM250 244H249V245H250ZM23 245H24V244H23ZM128 245H129V244H128ZM157 245H158V244H157ZM214 245H215V244H214ZM246 245H247V244H246ZM253 245H254V244H253ZM253 245H252V246H253ZM260 245H261V244H260ZM26 246H27V245H26ZM49 246H50V245H49ZM52 246H53V245H52ZM121 246H122V245H121ZM258 246H259V245H258ZM42 247H43V246H42ZM47 247H48V246H47ZM212 247H213V245H212ZM253 247H254V246H253ZM49 248H51V247H49ZM54 248H55V247H54ZM72 248H73V247H72ZM120 248H121V247H120ZM249 248H250V247H249ZM56 249H57V248H56ZM58 249H59V248H58ZM51 250H53V248H52ZM63 250H64V249H63ZM49 251H50V249H49ZM55 251H56V252H55L54 255H56V253H58L57 250H55ZM58 251H59V250H58ZM127 251H128V249H127ZM130 251H131V253H132V249H131ZM220 251H221V250H220ZM50 252H52V251H50ZM70 252H71V251H70ZM70 252H69V253H70ZM76 252H77V251H76ZM171 252H172V251H171ZM84 253H85V252H84ZM124 253H125V251H124ZM127 253H129V252H127ZM134 253H135V252H134ZM186 253H187V252H186ZM246 253H247V252H246ZM6 254H8V253H6ZM132 254H133V253H132ZM164 254H165V253H164ZM170 254H171V253H170ZM87 255H88V254H87ZM238 255H239V254H238ZM51 256H52V255H51ZM51 256H50V259H51ZM56 256H57V258H58V257H61V256H60V253H58V255H56ZM62 256H64V255H62ZM130 256H131V255H130ZM192 256H193V255H192ZM209 256H210V255H209ZM163 257H164V256H163ZM10 258H11V257H10ZM132 258H133V257H132ZM188 258H189V257H188ZM194 258H195V257H194ZM208 258H209V257H208ZM231 258L234 259V257H231ZM241 258H243V255L241 256ZM241 258H240V259H241ZM1 259H2V258H1ZM6 259H7V258H6ZM6 259H4V260L6 261V264H7V262L10 263V264L12 263V262H10L12 259H10V261H8V260H6ZM166 259H167V258H166ZM178 259H179V258H178ZM183 259H184V258H183ZM223 259H224V258H223ZM227 259H228V258H227ZM238 259H239V258H238ZM238 259H237V260H238ZM4 260H0V262H2V261H4ZM55 260H57V259H55ZM61 260H62V259L60 258V261L57 260V262H58V261H59V262H62L63 260H62V261H61ZM80 260H82V259H80ZM198 260H199V259H198ZM206 260H207V259H206ZM230 260H231V259H230ZM237 260H236V261H237ZM5 261H4V262H5ZM20 261H21V260H20ZM169 261H170V260H169ZM172 261H174V262H171L172 264H173V263L176 264V262H177V264H178L179 262H181V263L184 262V261H176V259H175V260H172ZM199 261H200V260H199ZM212 261H215V260H212ZM231 261H234V260H231ZM4 262H3V263H4ZM46 262H47V261H46ZM160 262H161V261H160ZM20 263H21V262H20ZM63 263H64V262H63ZM162 263H163V262H162ZM166 263H167V261H166ZM169 263H170V262H168V264H169ZM181 263H180V264H181ZM4 264H5V263H4ZM12 264H13V263H12ZM58 264H59V263H58ZM160 264H161V263H160ZM182 264H185V263H182ZM187 264H188V263H187ZM201 264H204V263L201 262ZM208 264H209V259H208ZM237 264H238V262H237ZM239 264H240V262H239ZM241 264H242V263H241ZM253 264H254V263H253Z\"/></svg>",
  "mask_w": 264,
  "mask_h": 264
}]
</instances>
